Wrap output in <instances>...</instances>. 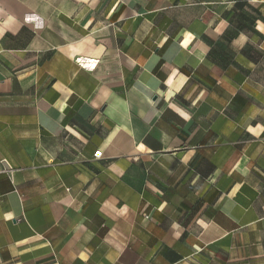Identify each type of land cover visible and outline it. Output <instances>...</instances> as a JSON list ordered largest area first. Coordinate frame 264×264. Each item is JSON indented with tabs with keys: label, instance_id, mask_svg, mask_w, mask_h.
<instances>
[{
	"label": "crops",
	"instance_id": "0c3cea01",
	"mask_svg": "<svg viewBox=\"0 0 264 264\" xmlns=\"http://www.w3.org/2000/svg\"><path fill=\"white\" fill-rule=\"evenodd\" d=\"M0 264H264V0H0Z\"/></svg>",
	"mask_w": 264,
	"mask_h": 264
},
{
	"label": "clouds",
	"instance_id": "9594fccd",
	"mask_svg": "<svg viewBox=\"0 0 264 264\" xmlns=\"http://www.w3.org/2000/svg\"><path fill=\"white\" fill-rule=\"evenodd\" d=\"M27 19H29V20H34V19H36V18H35V17H28ZM39 26H40V24L37 23V27H39ZM94 63H95V61H89L88 64H87L86 66H87V67H91Z\"/></svg>",
	"mask_w": 264,
	"mask_h": 264
},
{
	"label": "built area",
	"instance_id": "2783aa9c",
	"mask_svg": "<svg viewBox=\"0 0 264 264\" xmlns=\"http://www.w3.org/2000/svg\"><path fill=\"white\" fill-rule=\"evenodd\" d=\"M4 163H5V165H6V170H10L11 168H10V166H8V163L6 162V160H2Z\"/></svg>",
	"mask_w": 264,
	"mask_h": 264
}]
</instances>
